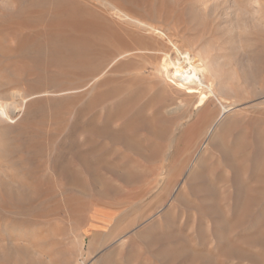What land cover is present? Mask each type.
<instances>
[{
  "label": "rangeland",
  "instance_id": "rangeland-1",
  "mask_svg": "<svg viewBox=\"0 0 264 264\" xmlns=\"http://www.w3.org/2000/svg\"><path fill=\"white\" fill-rule=\"evenodd\" d=\"M95 1L0 0V264H264V0H108L162 39ZM172 42L230 102L205 148Z\"/></svg>",
  "mask_w": 264,
  "mask_h": 264
},
{
  "label": "bare ground",
  "instance_id": "bare-ground-1",
  "mask_svg": "<svg viewBox=\"0 0 264 264\" xmlns=\"http://www.w3.org/2000/svg\"><path fill=\"white\" fill-rule=\"evenodd\" d=\"M105 3L107 5H109L111 7V9L113 10V12H115L118 17H120L121 19H123L124 21L129 22L130 24L134 25L135 27H142V29L144 28L145 30H147L149 33H156V35L158 37H160L162 39V35H164L165 33L162 32V30L156 26H154V24H150L145 20H143L144 18H139L134 14H131V12H127L125 10H123V8L117 6L116 4L114 5L113 3H111L108 0H104ZM113 1V0H112ZM232 1V0H231ZM239 2V0H233V2ZM95 2H99L98 0ZM227 2V1H226ZM230 2V1H228ZM234 2V3H235ZM220 4V3H219ZM236 4V3H235ZM224 5V4H223ZM232 5V4H231ZM237 5V4H236ZM240 5V4H239ZM233 6V5H232ZM189 7V6H188ZM236 7V6H235ZM239 7V6H238ZM237 7V8H238ZM220 8V6H219ZM130 11V10H128ZM221 11V10H220ZM235 11V10H234ZM112 12V11H111ZM224 13V11H222ZM221 12V13H222ZM115 14V15H116ZM219 15V14H218ZM224 15V14H223ZM239 15V14H238ZM261 16V15H260ZM241 17V15H240ZM244 14H243V19L244 18ZM262 17V16H261ZM260 17V18H261ZM248 18V17H247ZM226 19V18H225ZM264 19V17L262 18ZM239 21V20H238ZM247 22V20L245 21ZM248 22L252 23L253 21L248 18ZM241 23V22H240ZM243 23V22H242ZM264 24V22H263ZM244 25V24H243ZM248 26V24H247ZM246 25L244 27H247ZM243 27V28H244ZM256 27V26H255ZM248 28V27H247ZM250 29V28H249ZM244 30L246 31V29L244 28ZM248 30V29H247ZM251 30V29H250ZM254 31V30H253ZM249 32V31H248ZM220 33V32H219ZM247 33V32H245ZM250 34V33H249ZM252 34V33H251ZM155 35V34H153ZM255 35V34H254ZM156 38V37H155ZM164 38V37H163ZM136 39V38H135ZM227 39V38H226ZM258 39L261 40L260 42L262 43V47L264 48V36L262 34L259 33L258 35ZM167 40V39H166ZM220 42H219V46H218V50L220 52V57H225L227 56H233V54L235 53V51L230 47V49L228 47H224L225 45V41L222 37L219 38ZM228 41V40H227ZM146 43V42H145ZM157 43V42H156ZM236 44V43H235ZM237 45V44H236ZM226 48H228L229 50V55L227 53H224ZM258 48V47H257ZM261 48V47H260ZM148 49V48H147ZM152 49V48H151ZM150 49V50H151ZM254 50V49H253ZM262 50V49H261ZM149 51V50H148ZM256 51V50H255ZM153 52V51H152ZM260 52H258L257 54H259ZM157 54L159 56H157L159 62H160V67L161 69L164 71L169 83H171V86H173L175 89L182 91L187 98H194V103L192 106V108L194 110H196L197 112H204L206 111V107L208 105V103L210 102V100L212 98H214L216 101H218L220 103L221 106V110L219 111V114L217 115V117L212 120V124L209 126L207 132H206V138L204 140V143H202V145H200V147L202 146V148H205L207 141L209 140L210 136L212 135V133L214 132L216 123L219 121L220 118H222L223 114L225 112H227L230 109H227V107L230 105V102L222 97L220 95V93H218L217 89L215 90V84H214V78L213 76L210 74V71L208 69V67L206 66V63L203 61V59L199 56V55H194L193 53H191L190 51H188L187 49H182L181 46L176 45V43H171V46L168 47V49L166 51H157ZM256 54V56H257ZM154 57V56H153ZM258 57V56H257ZM259 58V57H258ZM260 61V60H259ZM257 63V62H256ZM220 66V65H219ZM235 67H233L234 69ZM258 68V67H257ZM170 69H174L173 73L171 75H169V71ZM221 70V68H220ZM235 70V69H234ZM171 73V72H170ZM227 77V76H226ZM227 81V80H226ZM230 84V83H228ZM231 86H233V84H230ZM227 87V86H226ZM229 88V87H228ZM14 95V92H13ZM224 95V94H223ZM7 101V100H6ZM193 101V100H192ZM0 103H2L0 101ZM190 103V102H189ZM17 104V103H16ZM211 104V103H210ZM184 105V104H183ZM232 105V104H231ZM185 106V105H184ZM13 110H10V107H8V104L4 103L3 106V111L5 113H15L18 112L20 109L17 105H13L12 107ZM19 109V110H18ZM192 111V110H191ZM210 111V110H209ZM3 112V113H4ZM189 113V112H188ZM191 114V113H190ZM190 114L189 118H190ZM215 114V113H214ZM8 115V114H7ZM205 115V114H204ZM216 115V114H215ZM214 115V116H215ZM185 116V115H184ZM7 117V116H6ZM188 117V116H187ZM184 118V117H183ZM210 118V117H209ZM208 118V119H209ZM183 120V119H182ZM186 120V119H185ZM188 120V118H187ZM202 120V119H200ZM209 122V121H208ZM147 124V123H146ZM149 124V123H148ZM182 125V124H181ZM208 125V123H207ZM206 125V127H207ZM150 126V125H149ZM200 127V126H199ZM196 129V128H195ZM201 132V131H200ZM204 133V131H203ZM214 135V134H213ZM199 136V135H198ZM127 143V142H126ZM189 148V147H188ZM192 148V146H191ZM199 150V148L196 150V152L194 153L196 158H199V154L197 153ZM194 172V171H193ZM192 172V173H193ZM162 175V174H161ZM175 184V183H174ZM16 193V192H15ZM36 196H40L43 195L41 194V192L38 190V188L35 187V191H34ZM10 194V193H9ZM13 194V193H12ZM9 196V195H8ZM15 199V198H14ZM17 199V198H16ZM11 200V199H10ZM17 201V200H16ZM8 204V203H7ZM192 204V203H191ZM20 209V208H19ZM3 255V254H2ZM6 257V256H4ZM3 258V257H2ZM5 260V259H4ZM7 260V259H6Z\"/></svg>",
  "mask_w": 264,
  "mask_h": 264
}]
</instances>
